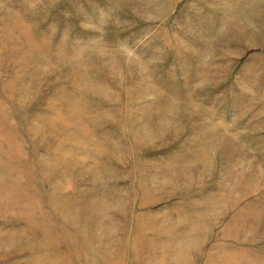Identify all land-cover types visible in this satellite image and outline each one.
Returning a JSON list of instances; mask_svg holds the SVG:
<instances>
[{
  "label": "rangeland",
  "instance_id": "1",
  "mask_svg": "<svg viewBox=\"0 0 264 264\" xmlns=\"http://www.w3.org/2000/svg\"><path fill=\"white\" fill-rule=\"evenodd\" d=\"M0 264H264V0H0Z\"/></svg>",
  "mask_w": 264,
  "mask_h": 264
}]
</instances>
